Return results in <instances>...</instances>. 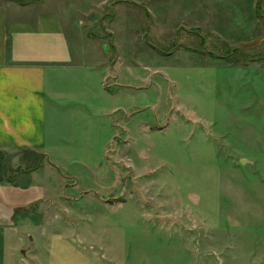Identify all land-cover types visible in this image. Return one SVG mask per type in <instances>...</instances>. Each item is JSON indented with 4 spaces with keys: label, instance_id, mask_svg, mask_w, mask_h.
<instances>
[{
    "label": "rangeland",
    "instance_id": "obj_1",
    "mask_svg": "<svg viewBox=\"0 0 264 264\" xmlns=\"http://www.w3.org/2000/svg\"><path fill=\"white\" fill-rule=\"evenodd\" d=\"M61 1L84 93L48 120L24 245L42 227L94 264H264V0Z\"/></svg>",
    "mask_w": 264,
    "mask_h": 264
},
{
    "label": "crops",
    "instance_id": "obj_2",
    "mask_svg": "<svg viewBox=\"0 0 264 264\" xmlns=\"http://www.w3.org/2000/svg\"><path fill=\"white\" fill-rule=\"evenodd\" d=\"M63 2L42 0L21 6L0 0V262L20 252L22 257L30 255L34 264H46L39 253L46 247L48 264H94L82 245L61 234L52 233L46 240L40 227L39 243L42 238L44 242L34 249L24 245L26 234H20V227H30L19 221L20 215L35 208L45 191L39 171L48 120L61 95L84 93L65 84L84 72L85 61L75 62L64 24L72 8ZM27 236L34 244L35 237Z\"/></svg>",
    "mask_w": 264,
    "mask_h": 264
},
{
    "label": "water",
    "instance_id": "obj_3",
    "mask_svg": "<svg viewBox=\"0 0 264 264\" xmlns=\"http://www.w3.org/2000/svg\"><path fill=\"white\" fill-rule=\"evenodd\" d=\"M1 1H8V2H14L21 6L31 5L37 2H40L42 0H1Z\"/></svg>",
    "mask_w": 264,
    "mask_h": 264
}]
</instances>
